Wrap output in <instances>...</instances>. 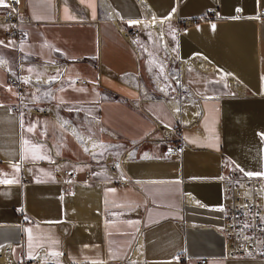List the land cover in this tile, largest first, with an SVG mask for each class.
<instances>
[{"label": "crops", "instance_id": "obj_1", "mask_svg": "<svg viewBox=\"0 0 264 264\" xmlns=\"http://www.w3.org/2000/svg\"><path fill=\"white\" fill-rule=\"evenodd\" d=\"M21 4L29 20L19 26L25 40L5 36L0 24V59L8 69L18 60L21 72L63 61L64 78L86 80L53 89L52 100L65 110L78 109L135 142L158 137L155 122L179 123L183 145L174 157H161L164 145L157 142L134 147L125 163L130 181L115 185L104 162L112 150L84 142L70 124L48 115L8 109L15 92L0 66V180L16 181L0 183V247L10 244L13 259L50 257L55 264H199L201 258L202 264H264V256L223 258L215 230L220 173L229 164L264 173V18L255 16L264 0ZM212 8L217 18L176 25L178 17ZM136 26L131 46L121 30ZM163 48L180 59V78L194 101L176 105L167 85L152 90ZM54 157L79 178L89 169L99 182L59 196ZM261 194L264 210V179ZM137 233L139 258H127Z\"/></svg>", "mask_w": 264, "mask_h": 264}, {"label": "built area", "instance_id": "obj_2", "mask_svg": "<svg viewBox=\"0 0 264 264\" xmlns=\"http://www.w3.org/2000/svg\"><path fill=\"white\" fill-rule=\"evenodd\" d=\"M134 1L137 4L143 3V0ZM5 4L7 6H3L0 10V24L5 26V36L17 41L25 40L27 38L26 33L19 26L21 23L29 22V20L23 13L21 0H5ZM255 16L264 18V6L257 7ZM213 18H217V14L212 8L196 17H178L175 21L176 25L186 26ZM155 21L157 24L161 22L160 20ZM156 23L152 24L155 25ZM121 34L133 46L138 35L137 26L122 29ZM162 53L158 58L159 80H151L152 90L155 91L162 85H167L172 89L170 99L176 105L194 101L192 91L181 81L182 63L180 59L165 48L162 49ZM0 66L6 71L7 85L12 87L15 92L14 100L8 105L10 111L45 114L61 125L68 122L72 127L71 131H76V134L82 135L83 139L93 143L96 148L113 151L104 154L106 169L112 175L109 179L111 183L123 185L130 181L125 176V163L123 161L127 162L128 158H132L133 148L142 142L120 138L117 134L102 127L96 118H90L78 109L65 110L59 102L52 100L54 88L67 82L82 85L86 83L84 78L77 75L64 78L65 63L59 60L35 64L36 72H21L22 62L20 60L14 63L12 69H8L0 59ZM153 76V74L150 75V77ZM134 80L137 79L134 77ZM138 84L141 87V83ZM150 96V92L145 94L147 98ZM154 128L159 132V136L146 141L164 145L160 154L161 157L177 155L183 145L179 137V123L170 127L155 122ZM91 150L93 149H88V153ZM49 162L53 165L52 180L58 185V194L61 197L77 185H91L99 182L91 177L89 169H84L82 177L79 178L75 169L61 165V158L54 157ZM263 179V175L250 177L232 164H229L226 170L220 173L218 177L221 195L220 224L215 230L222 239L223 258H261L264 256V210L261 194ZM177 224H182V221L177 220ZM137 236L139 237L138 233L127 258H139V254L133 248L135 245L138 247ZM0 249H2V252L0 250V261L3 264H55V260L50 257H23L21 255L13 259L11 258L12 246L10 244L2 245ZM197 262L202 264L205 259H198Z\"/></svg>", "mask_w": 264, "mask_h": 264}, {"label": "snow or ice", "instance_id": "obj_3", "mask_svg": "<svg viewBox=\"0 0 264 264\" xmlns=\"http://www.w3.org/2000/svg\"><path fill=\"white\" fill-rule=\"evenodd\" d=\"M0 6H7L6 4H5V0H0ZM238 11H239V9H238ZM133 23H135V22H133ZM25 82H27V81H25ZM29 130H31V129H29ZM246 175H248V176H253V175H264V173H252V172H248V173H246ZM16 181H14V180H0V183H6V184H11V183H15ZM112 191H114V190H112ZM129 223H132V222H129ZM51 255H61V253H51ZM94 264H95V262H94Z\"/></svg>", "mask_w": 264, "mask_h": 264}, {"label": "bare ground", "instance_id": "obj_4", "mask_svg": "<svg viewBox=\"0 0 264 264\" xmlns=\"http://www.w3.org/2000/svg\"><path fill=\"white\" fill-rule=\"evenodd\" d=\"M192 93V92H191ZM193 94V93H192ZM195 98V96H194V94H193V99ZM67 124H69L68 122H66ZM63 124H65V123H63ZM171 127V126H170ZM148 139H152V138H146V139H144V140H140L142 143L143 142H145L146 140H148ZM141 145V144H140ZM124 163H126V161H123ZM76 171V170H75ZM77 173V172H76ZM78 176V175H77ZM91 185H93V184H91ZM77 186H81V187H88V186H90V184L89 185H77ZM2 252V251H1Z\"/></svg>", "mask_w": 264, "mask_h": 264}, {"label": "rangeland", "instance_id": "obj_5", "mask_svg": "<svg viewBox=\"0 0 264 264\" xmlns=\"http://www.w3.org/2000/svg\"><path fill=\"white\" fill-rule=\"evenodd\" d=\"M144 78H145V77H144ZM84 142H88V141H86V139H85V141H84ZM0 264H3V263H2V261H0Z\"/></svg>", "mask_w": 264, "mask_h": 264}]
</instances>
